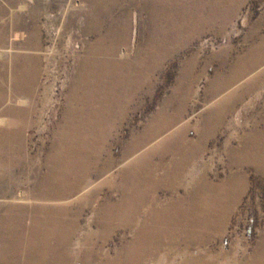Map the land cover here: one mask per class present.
<instances>
[{
    "label": "rangeland",
    "instance_id": "rangeland-1",
    "mask_svg": "<svg viewBox=\"0 0 264 264\" xmlns=\"http://www.w3.org/2000/svg\"><path fill=\"white\" fill-rule=\"evenodd\" d=\"M263 39L264 0H0V264H264Z\"/></svg>",
    "mask_w": 264,
    "mask_h": 264
},
{
    "label": "bare ground",
    "instance_id": "bare-ground-1",
    "mask_svg": "<svg viewBox=\"0 0 264 264\" xmlns=\"http://www.w3.org/2000/svg\"><path fill=\"white\" fill-rule=\"evenodd\" d=\"M263 40H264V39H263ZM262 46H263V45H262ZM263 160H264V159H263ZM263 160H262V161H263ZM263 162H264V161H263ZM263 237H264V236H263ZM263 239H264V238H263ZM262 241H264V240H262ZM261 246H262V245H261ZM261 246H260V247H261ZM260 247H259V250H260ZM261 248H263V250H264V247H263V246H262ZM261 250H262V249H261ZM261 250H260V251H261ZM262 252H263V251H262ZM256 253H258V252H256ZM261 254H262V253H261ZM261 254H260V255H261ZM255 257H256V256H255ZM255 257H254V258H255ZM258 257H259V255H258ZM263 257H264V255H263ZM255 260H256V259H255ZM262 260H263V259H262ZM255 263H256V262H255Z\"/></svg>",
    "mask_w": 264,
    "mask_h": 264
}]
</instances>
